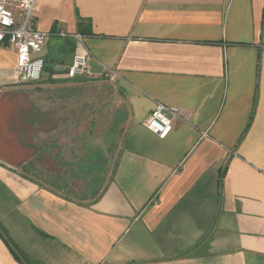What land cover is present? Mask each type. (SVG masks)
<instances>
[{
	"label": "crops",
	"instance_id": "obj_1",
	"mask_svg": "<svg viewBox=\"0 0 264 264\" xmlns=\"http://www.w3.org/2000/svg\"><path fill=\"white\" fill-rule=\"evenodd\" d=\"M263 7L36 0L41 78L15 83L0 43V264H264ZM74 33L90 78L65 76ZM157 101L181 112L164 138L143 125Z\"/></svg>",
	"mask_w": 264,
	"mask_h": 264
},
{
	"label": "built area",
	"instance_id": "obj_2",
	"mask_svg": "<svg viewBox=\"0 0 264 264\" xmlns=\"http://www.w3.org/2000/svg\"><path fill=\"white\" fill-rule=\"evenodd\" d=\"M35 6L36 0H0V43L5 42L16 51L15 83L37 81L44 69V59L39 54L47 33L34 27ZM72 36L82 48L75 51L71 63L64 67L65 76L79 74L90 78L92 72L88 57L91 53L84 46L81 33ZM104 76L114 80L117 73L107 68ZM178 117H181V112L176 107L157 101L143 125L157 137L164 138L172 129V119Z\"/></svg>",
	"mask_w": 264,
	"mask_h": 264
},
{
	"label": "rangeland",
	"instance_id": "obj_3",
	"mask_svg": "<svg viewBox=\"0 0 264 264\" xmlns=\"http://www.w3.org/2000/svg\"><path fill=\"white\" fill-rule=\"evenodd\" d=\"M110 82L111 80L103 77L102 80L99 81V84L94 87H98L99 90L110 88ZM94 109L95 107L92 106V104H89V114H91ZM117 130L118 129L112 127L111 124L105 128H101L99 126V173L101 169H103L104 174L106 175L107 169L110 168V165L112 163V160L110 158L114 154L116 144L119 138Z\"/></svg>",
	"mask_w": 264,
	"mask_h": 264
},
{
	"label": "trees",
	"instance_id": "obj_4",
	"mask_svg": "<svg viewBox=\"0 0 264 264\" xmlns=\"http://www.w3.org/2000/svg\"><path fill=\"white\" fill-rule=\"evenodd\" d=\"M262 17L264 18V7H263ZM0 232L3 233V234H5V232L3 231V229H1V227H0ZM15 249H16L15 247L12 248L13 252H14L16 255H18V253L15 251ZM16 250H17V249H16ZM20 256H21V255H20Z\"/></svg>",
	"mask_w": 264,
	"mask_h": 264
}]
</instances>
